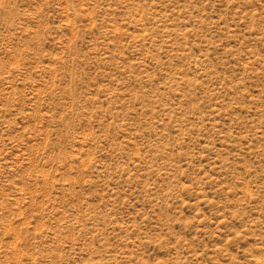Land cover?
<instances>
[{
    "label": "rangeland",
    "instance_id": "374dc122",
    "mask_svg": "<svg viewBox=\"0 0 264 264\" xmlns=\"http://www.w3.org/2000/svg\"><path fill=\"white\" fill-rule=\"evenodd\" d=\"M0 264H264V0H0Z\"/></svg>",
    "mask_w": 264,
    "mask_h": 264
}]
</instances>
